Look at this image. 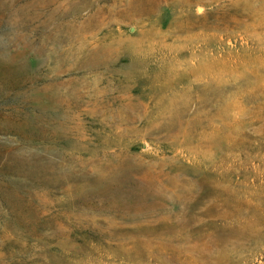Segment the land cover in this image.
Listing matches in <instances>:
<instances>
[{"label": "rangeland", "instance_id": "obj_1", "mask_svg": "<svg viewBox=\"0 0 264 264\" xmlns=\"http://www.w3.org/2000/svg\"><path fill=\"white\" fill-rule=\"evenodd\" d=\"M0 264H264V0H0Z\"/></svg>", "mask_w": 264, "mask_h": 264}]
</instances>
